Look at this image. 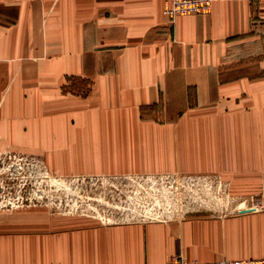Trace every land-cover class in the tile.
<instances>
[{
	"label": "crops",
	"instance_id": "obj_1",
	"mask_svg": "<svg viewBox=\"0 0 264 264\" xmlns=\"http://www.w3.org/2000/svg\"><path fill=\"white\" fill-rule=\"evenodd\" d=\"M166 1L0 0V127L31 135L36 126L38 149H60V115L83 114L91 143L114 144L107 149L123 153L128 149L122 145H136L127 155L134 161L114 166L164 171L188 165L224 171L231 165L211 152L222 139L221 119L263 114L264 141V78L222 80V72L214 74L233 45L251 40L253 7L257 2L264 7V0H218L206 15L173 22L163 14ZM70 78L89 80L88 94L65 91ZM141 114H164L165 122L157 126ZM195 143L203 155L190 154ZM170 243L171 233L157 225L77 229L68 224L39 241L35 264L260 258L264 217L259 236L226 240L210 253L189 248L185 237L179 247ZM4 250L0 264H27L13 259L11 247Z\"/></svg>",
	"mask_w": 264,
	"mask_h": 264
},
{
	"label": "rangeland",
	"instance_id": "obj_2",
	"mask_svg": "<svg viewBox=\"0 0 264 264\" xmlns=\"http://www.w3.org/2000/svg\"><path fill=\"white\" fill-rule=\"evenodd\" d=\"M165 16L172 22L180 17ZM252 27L251 40L233 45L223 58L214 73L222 72L220 79L264 78V7L258 2ZM67 82V92L82 96L90 91L87 79ZM252 115L220 120L222 139L211 152L231 165L209 172L189 165L166 171L114 166L119 160L134 161L127 155H133L136 145L120 144L128 149L123 153L107 149L114 144L91 143L86 134L89 120L83 114L60 115V149H38L41 135L36 126L31 135H25L26 127L24 134L20 128L4 132L0 127V250L11 247L13 259L35 264L39 241L50 240L53 230L68 224L77 229L157 225L171 233L170 247H179L185 237L189 248L197 246L208 253L226 240L259 236L264 217L263 114ZM141 118L154 120L157 126L165 122L164 114H141ZM72 129L74 137L68 135ZM73 138L74 144L68 143ZM189 148L190 154L203 155L202 145Z\"/></svg>",
	"mask_w": 264,
	"mask_h": 264
},
{
	"label": "built area",
	"instance_id": "obj_3",
	"mask_svg": "<svg viewBox=\"0 0 264 264\" xmlns=\"http://www.w3.org/2000/svg\"><path fill=\"white\" fill-rule=\"evenodd\" d=\"M217 0H168L164 6V14L170 16L204 15L211 12ZM168 264H264V259H221L212 262L187 260L181 256H173Z\"/></svg>",
	"mask_w": 264,
	"mask_h": 264
}]
</instances>
